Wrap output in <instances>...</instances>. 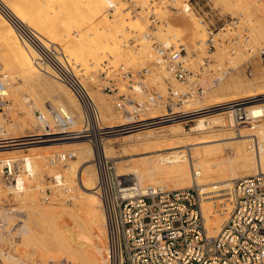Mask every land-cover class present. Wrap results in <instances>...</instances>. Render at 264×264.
Returning <instances> with one entry per match:
<instances>
[{
    "label": "built area",
    "instance_id": "obj_1",
    "mask_svg": "<svg viewBox=\"0 0 264 264\" xmlns=\"http://www.w3.org/2000/svg\"><path fill=\"white\" fill-rule=\"evenodd\" d=\"M152 16V22H158L157 15ZM239 20L231 17L220 29L229 35L224 41L232 46L230 52L234 54L240 46L247 52L257 49L264 57V45L255 47L247 32H237ZM18 30L38 47L40 57L37 61L50 65L53 76L67 85L82 106L84 131L78 133L66 134L75 120L73 112L66 106L48 104L47 113L36 110L35 117L47 134H59L50 137H87L94 150L95 190L105 216L108 264H264V172L234 179L222 191L223 195L211 199L205 198L207 194L198 186L144 189L134 176L119 175L116 161L105 155L100 143L113 133V129L104 125L99 104L82 73H78L57 46H43L28 32L19 27ZM208 32L206 50L212 53L222 39H216L217 33L213 30L208 29ZM154 48L157 54L154 64L159 70H153L152 66L131 68L125 64L107 63L99 70L97 78L89 77L102 93L113 96L115 109L128 117L127 131L150 128L147 126L158 121L151 127H162L179 119L187 123L198 117L201 110L190 111V114L198 113L184 116L188 113L179 109L203 99L232 69L229 65L222 67L210 56L202 57L198 67L192 68L190 53L195 55L197 51H189L184 43L157 42ZM247 71L252 75L251 65ZM10 106L9 77L3 73L0 74V139L6 133V124L12 120L8 114ZM235 106L236 109L242 104ZM155 110L162 114L150 121L146 119L147 114ZM234 116L237 129L251 119L243 107L234 110ZM56 129L61 134L56 133ZM75 157V150H63L49 155L46 164L66 167ZM34 174L25 157L0 158V187L9 192H24ZM76 183L71 185L66 172L60 170L39 186L40 199L44 203L58 200L72 203L77 196L76 185L82 184L79 172ZM206 199L213 203L214 211L222 215L227 213L217 234L208 231L203 209Z\"/></svg>",
    "mask_w": 264,
    "mask_h": 264
},
{
    "label": "bare ground",
    "instance_id": "obj_2",
    "mask_svg": "<svg viewBox=\"0 0 264 264\" xmlns=\"http://www.w3.org/2000/svg\"><path fill=\"white\" fill-rule=\"evenodd\" d=\"M136 1L141 2L142 0ZM180 1L181 0H174V2L177 3ZM2 2L11 16H13L17 21L28 26L27 28L29 29H27V32L29 35L39 40L43 46L45 45L46 47H49L53 44L58 48L61 47L64 55L68 58L69 63L72 65L73 63L71 61L74 63H81L84 67L92 68V66L99 65L103 60L108 59L109 56H113L115 58L114 61H116L126 56V53L123 51V46H127L128 43H125L128 41V38L132 36V34H137L143 37V39L144 37L149 36L146 32V19L145 21L142 19L144 16L140 18L136 16V14H133L130 10L126 11L128 9L126 8L128 7L127 3L122 0H3ZM182 8L184 9V13L186 15L183 16L184 18L181 21L183 24L185 23L186 25H192V27H194L192 40L195 42L196 40L204 39V30L200 27L198 19H196L194 14H192V7L187 0L183 2ZM186 16H190L189 19H186ZM11 19L0 8V47L1 50L3 49L6 51V60H2L5 56L2 57V52L0 53V60L3 62V67H1V65L0 67L8 71V73H3L8 74L9 77L10 94L13 101L11 107L13 108L15 105L20 103V106L22 105L21 108L24 111V116L16 122L11 121L8 125L6 124L5 136L3 135L0 139V158L7 156L25 157V159L29 161L32 171L35 172L34 176L36 177L37 173L40 175L42 174L43 167L41 161L47 158L43 156V153L46 152L43 150V147H54L58 144L57 141L67 139L60 137L52 138L50 136H57L59 134L47 133L46 136L49 138H44L46 137L43 135L45 130L43 131L41 128L39 130H42L41 133H36L34 130L36 118L34 115L35 111H47L48 104L45 105L46 102L44 101V98L48 89L50 87L63 88L68 97L75 102L76 107L79 109H82V107L80 108L78 106V103L80 104V102L76 101L67 85L60 80H57L55 77L54 80L53 77L31 78L27 75L29 66L35 63L42 64L40 61H37L40 57V51L26 35H24L23 38H20L18 35L20 32ZM163 25L164 27L160 26L158 29L159 34L162 36L161 38L165 39L164 42L166 44H170L171 39H168V36L176 34L177 32H172L179 28L182 29V26H179V24L174 23L172 20H166ZM262 25L264 27L263 23ZM142 40L141 42H143ZM139 44L142 46L143 43ZM148 56L151 57L153 54L149 53ZM42 65L47 66L45 64ZM3 73L1 72V74ZM248 90L246 88L242 89L241 86L237 85V87H235V91L237 93H243L244 96L234 99L233 101H236L234 104L217 107V109H227L231 115L230 119H233L235 123L234 110H238L243 106L236 109L232 106L240 104L243 105L255 100L257 101V99L254 98L264 96L263 89L252 90L251 88V90ZM98 98L101 102V97ZM248 99H251V101H244ZM260 99L263 100L264 97ZM214 102L215 99L213 101L208 96L205 98L204 103L209 104ZM61 105L65 106L64 104ZM192 105V103L185 104V109H181L183 110L182 112L188 113L184 116L198 113H189L190 111H197V109L202 112L203 108L200 109L201 105L193 106L191 108ZM245 107H248L246 109L248 118H253V120L249 121L250 126L244 130H240L236 136H234L232 132L228 134L229 136H227V138L236 137L234 139V143H236V162L242 167V171L245 172L242 176L264 172V104L256 102L255 104L252 103L244 106L243 108L245 109ZM102 111L101 119L104 125L110 128L118 127V123H121V120L119 119L120 116L115 114L113 108L104 104V110ZM73 114L75 116L74 123L71 125L70 129L68 128L66 134L84 131L83 126L77 129L78 125L80 126V123L77 121L74 112ZM161 114L162 111L160 110L151 111L147 114L146 119H149L150 121ZM13 116L14 117L11 118L14 120L15 115ZM178 121H180V119ZM159 122L160 121L155 122V124ZM216 123L227 124L226 120L223 118L217 117L216 119H209L207 117H201L194 125V129L195 131L203 132L205 129L212 127ZM178 127V125L170 126L161 133V136L159 135L160 137H157L158 135L155 136L154 132H147V134H142V136L136 140H127L125 142L127 144L125 148L128 146L136 148V146H138L137 149H148V152H156V154H151L150 157L146 159L147 161L144 167H133L128 168V170L119 167L117 169L118 174L134 175V178L138 180L139 184L144 189H164V184L166 186V182L172 180L174 181L173 186L175 187H200L202 191L207 194L205 197L207 199H211L215 195H223L224 192L222 191L231 185V180H234V177L231 178L228 176L229 174H225L226 167L221 160L216 161L206 157V154L211 152L214 156L218 155L217 152L220 151V147L213 146L217 143V139L206 137L207 134L206 136L200 138H197L196 136H186L185 134H182ZM250 134L258 136V140L254 143L251 141V144L245 140V137ZM80 137L81 136H76L73 139L67 140H78L80 144L88 142L87 137ZM224 138L225 136L223 139ZM28 139L39 140L27 141ZM178 147H186V149H176ZM167 149L175 150L165 152L164 150ZM24 150H29L30 153H24ZM212 154L209 155L211 156ZM209 155L207 154V156ZM145 156L148 155L146 154ZM219 158L216 157V159ZM88 162V158L84 159L78 157L74 162L78 165L77 169L74 163L72 164L75 166L72 167L74 171H81V164L83 169L85 168L86 170L90 167ZM85 163H87L86 166ZM59 172L56 173L58 174ZM84 179V187H82V191L84 192H82L83 199L79 198L83 201H80L82 202L81 206H78L79 200L77 199L75 200H77L76 202L78 203V207H67L65 202H55L53 204H38L37 202H31L29 206L30 213L33 215V220L36 221L35 223L42 229V232L38 231L36 234H38V237L43 238V241H40V246L44 245V249L47 250L46 252L53 250L57 256V253L62 251V253L65 255L67 253L70 257L72 254H76L75 256L80 258L78 259L81 260L80 262L82 264H108L104 252L106 248L105 216L101 208V201L95 190L97 173L94 175H88L84 177ZM69 182L71 183V180ZM79 187H77V189ZM0 193L3 194L2 192ZM17 193H19L18 195L21 194L19 191H17ZM210 194L213 196H210ZM20 196L22 197V195ZM207 199L203 202V209L207 219L208 231L209 233L214 234L220 230L223 222L227 218V213L222 215V213L214 211L212 205L213 203ZM27 221H24L23 223L21 222V225L19 222L18 225L20 227L19 233L23 234L24 241L25 239L28 241L30 237H34L32 235L37 231H35V228L32 227V225H29ZM45 232L47 233L45 234ZM39 240L40 239H38V241ZM41 249L43 248L41 247ZM62 253H59V255ZM45 254L46 253H44V255ZM65 255H63V257ZM4 256L1 260H5V263L3 262V264H7V257ZM53 257L55 258V256ZM58 257L60 258V256Z\"/></svg>",
    "mask_w": 264,
    "mask_h": 264
},
{
    "label": "rangeland",
    "instance_id": "obj_3",
    "mask_svg": "<svg viewBox=\"0 0 264 264\" xmlns=\"http://www.w3.org/2000/svg\"><path fill=\"white\" fill-rule=\"evenodd\" d=\"M2 1L3 0H0V8L2 9V11H4V13H6L10 17V19L12 18L11 20H13L12 22L15 24V26L17 28L19 27L21 30L27 32V29H29V28H27L28 26L17 21L13 16H11V14L7 11L5 5ZM122 1L123 2L126 1V3H127L128 7H126V8H128V9L126 11L130 10L133 14H136V16H138L140 18L144 16L142 19L144 21L146 19V21H145V24L147 25V31L146 32L149 34V36L144 37V39H143V37H141L137 34H136L137 36L135 34H132V36L130 38H128V41L125 43V44L128 43L127 46H123L124 49L122 48L123 51L126 53V56H124L123 58L118 59L116 61H114L115 58L113 56H109L108 59L103 60L99 65L94 64L95 66H92V68L91 67L90 68L84 67L81 63H74L73 61H71L74 65V68L78 71V73H82V75H83L82 77L84 78L83 80L91 89V92H92L94 98L96 99L97 103L99 104L101 111L104 110V104H107L108 106H111L113 108V111L115 112V114L120 116L119 119L121 120V123H118V127L112 128L113 133L108 135L106 138H104L100 142L102 145V150L105 153V155L107 157L113 158L116 161L117 169L119 167H122L125 170L126 169L128 170V168H133V167L134 168H142L146 165V161H147L146 159H148L151 154H156V152L151 153V152H148V149H137L138 146H136V148H133L132 146H128L127 148H125V146L127 145L125 142L127 140H130V141L136 140V139L140 138V136H142V134H145V133L147 134V132L148 133L154 132L155 136L158 135L157 137H160L161 133L164 130H166L170 126L178 125L179 126L178 128L181 130L182 134H185L186 136H192V137L196 136L197 138L198 137L200 138V137L206 136V134H207L206 137H210L211 139H217V143L218 142L219 143L218 144L215 143L217 145L214 144L213 146L220 147V151H218L220 154L218 152H217V154L219 156L220 155H222V156H220V158H219L218 155H215L216 157L219 158V159H216L214 154H212V152H211V153H207V154L208 155L212 154L211 156H213V157H211L210 155L207 156V154H206V157L208 159H212V160L214 159L216 161L221 160L226 167L225 174L226 173H227L226 175L229 174L228 175L229 177H231V178L234 177V179L242 177V175H244L245 172L242 171V167L236 162V158H237L236 149H235L236 143H234L235 142L234 139L236 137L227 138V136H229L228 134L231 132L233 133L234 136L238 135V132L240 130H244L245 128L250 126L249 121L253 120V118H251L247 123L241 124L239 126V129L236 130L237 123L234 124L233 119H230L231 115H230L229 111L227 109H217V107H222V106H227L229 104L230 105L234 104L236 102V101L235 102L233 101L234 99H236L237 97H243L244 96L243 93H239V92L237 93L235 91V87H237V85L241 86L242 89L246 88L247 90L248 89L251 90V88H252V90H256V89L257 90H261V89L264 90V57H261V55L257 51V49H255L253 52H247L245 49H242L240 46L236 47L237 49H236L235 53L232 54L230 52V49L232 46L230 45V43H226L224 41L226 35H228V34H226L223 30H220V29L226 20L230 19L231 17H237L240 19L237 32L238 33L247 32V34L250 36V40L252 41L254 46L255 47H261L262 45H264V33H263L264 27L262 25V23L264 24V0H190V1L187 0L192 7V12H193L192 14H194L196 19H198V23H199L200 27L202 28V30H204V33H205L204 39L196 40L195 42L192 40V34H193L194 27H192V25H186L185 23L183 24V22L181 21L184 18L183 16L186 15L184 13L185 12L184 9L182 8L183 2L186 0H181L179 3L174 2V0H145V1L142 0L141 2H137L136 0H122ZM154 14L157 15V17L159 18L158 22H152V18H153L152 15H154ZM189 17L190 16H186V19H189ZM166 20H172L174 23L179 24V26H182L181 27L182 29L179 28V29H176L175 31L172 32V33L177 32L176 34H178V35L172 34V36H168V39H171L170 43L175 42L177 45H178V43H184L189 51H191L193 49H195L197 51V53L195 55L190 53L189 59H190V65L192 68L196 69L198 67L197 65L202 60V57L210 56L217 63L222 65V67H227L229 65L232 67V69H231L229 75L224 80L215 84L208 91V93L203 97V99H201L199 101L201 104L198 101L195 102L196 104L192 103L193 105L191 106V108L193 106H197V105L202 106V104L204 106V107L200 106V109L203 108V110H202L203 113L200 112L198 115H196L198 117L189 119L187 123L176 121V122L167 123L166 125H163L162 127H158V128H157V126L151 127V126L158 124V123H156V124H153L151 126H147L150 128L138 129V130L137 129L136 130H128L127 131V130H125V126H127V124L130 122L129 119H127L128 117L126 115H122L121 112H118L115 109L114 103H113V96H109V95L102 93V91H100L99 88L96 87L95 82H90L89 77L94 75L97 78L99 70L102 69L103 66L107 63L112 64L114 66L115 65L118 66L120 64H125L127 67H131V68H141L144 66H152L153 70H159V68L156 67V65L154 64V61L156 60V57H157L154 46L156 45L157 42L165 43L164 42L165 39L161 38L162 36L159 34L158 29L160 26L164 27L163 24L165 23ZM208 29H211L215 33H217L215 35L216 39H222V40H220L221 43L217 42V45H216L217 47L215 50H213L212 53H209L206 50L207 46H206L205 41L209 35ZM227 33H231V32L228 31ZM18 35L20 36V38H23L25 33H18ZM137 37H139V38L141 37L140 39L141 40L143 39L142 40L143 42H141V40ZM139 43H143L142 46ZM59 48L63 51V49L61 47H59ZM142 48H143V50H142ZM0 53H1L2 57L5 56L4 58H2V60H6V54H5L6 51L3 49L1 50V47H0ZM149 53H152L153 56L149 57L148 56ZM225 60H229V63H225ZM111 61L114 63H112ZM0 62H1L0 63L1 67H3L2 66L3 62L1 60H0ZM248 65H251L252 75H250L247 71ZM1 67H0V70H1L0 74H1V72L2 73L3 72L8 73V71H6L4 68L2 69ZM93 67H95V68H93ZM89 70H91V71H89ZM87 71H88V73H87ZM27 73H28L27 75L31 78H38V77H41V78L51 77L52 78L53 77V79L55 80V78L53 76V70L48 65L43 66L40 63H38V64L35 63V64L28 67ZM177 85H179V84H177ZM73 96H74V94H73ZM208 96L213 101L215 99V102L205 104L204 103L205 98ZM98 97H101L102 103L100 102ZM262 97H264V96L256 97L254 99H257V101L255 100V101L250 102V103H245L242 106L244 107V106L250 105L252 103L255 104L256 102L264 104V101H263L264 99L263 100L260 99ZM10 98H11V94H10ZM74 98L76 99L77 102H79L75 96H74ZM44 101L46 102L45 105L46 104H54V103H55L54 105L64 104L66 107H68L69 109H71L75 113L77 121L80 123V126L78 125L77 129L83 126V111H82V109H79L76 107L75 102L68 97V95L66 94V92L64 91L63 88L50 87L48 89V92L45 94ZM244 101H251V99L244 100ZM12 104H13V101L11 98V106H12ZM78 106L80 108L82 107L79 103H78ZM10 107L8 109V114L12 118L14 117L13 115H15L14 120L13 119L11 120L12 122H14V121L16 122L24 116V111L21 108L22 105L20 106V103L13 107L16 109H13L12 107L11 108ZM184 107H185V105L181 109H183ZM232 107L235 108L236 106H232ZM247 108L248 107H245V109H247ZM102 112H104V111H102ZM199 116H201L202 118L207 117L209 119H211V118L216 119L217 117L223 118L226 120L227 124L216 123L212 127L205 129L203 132L195 131L194 125L197 123L198 119L201 118ZM191 117H194V116H191ZM122 120H124V121H122ZM11 121L8 123H11ZM8 123H7V125H8ZM36 124H37V122H36V118H35V123H34L35 129L34 130L36 133H39V132L41 133L42 130L39 131L41 129V127L38 124L37 125ZM55 132L60 133V130L56 129ZM43 135L46 136V132L43 133ZM222 136L223 137L225 136V138L223 139ZM80 138H83V137H80ZM39 139H42V138H39ZM39 139H34V140H39ZM245 140L248 141V143H250L251 141H257L258 136L250 134V135L245 137ZM27 141H29V140H27ZM84 141H82V142H84ZM225 141H227V142H225ZM57 142H58V144L55 145L54 147H45V146L43 147V150L46 151L45 153H43V156L45 158L48 157L49 155H52V154L59 152V151L75 150L77 158L81 157L84 159L85 158L89 159L88 163H89L90 167L85 170V168L83 169V166L80 164L81 171L80 170H79L80 172L78 170L74 171L72 166L76 165V169L78 167V165L74 163L75 160L77 159L76 157L74 159L70 160L71 162L69 161L68 165L66 167L60 168V167H54V166H47V164H46L47 158H46L45 160L41 161L42 167H43L42 174L40 175L39 173H37L36 177L33 176L32 179L28 180V182H27L28 186L25 189L26 192L24 191L25 195L23 192H20L21 193L20 195H22V197L20 195H18L19 193H16V192L12 193V192H9V190L4 189L3 187H0V192L3 193V194L0 193L1 194L0 195V264H3V262L5 261V260L3 261V259L1 260V258H3L4 255L7 257V260H8V261H6V263L8 262L7 264H17V263L18 264H67V263H69V264H82L80 262L81 260H79L80 258L78 256H75L76 254H72L70 257L69 255H67V253L65 255L64 253H62V251L61 252L59 251L58 253L56 252L57 253V256H56V254H55V252H53V250L46 252L47 250L44 249L45 246L44 245L40 246V241H43V238L38 237V234H36V233L38 231L42 232V229L38 224L35 223L36 221L33 220L34 217L30 213V209H29L31 202H35V203L37 202L38 204L44 203L40 199L41 192H40L39 186L45 182V180L48 176L53 175L56 172H59L60 170L65 171L66 175H68L67 177H69V174H70L71 178L69 177V181L71 180L72 185L77 184L76 183V176H77L78 172L80 173L81 178H82V184L80 187H79V185H76L79 188L77 189V196L75 198V199L79 200V202H78L79 205L76 202L77 200H75V199L72 203H65V204L67 207L81 206V203L83 201L80 199L82 198V195L84 193L82 191V187H84V182H85L84 177H86L88 175H92V174L94 175L97 173L95 165H94L93 160H92L94 150H93V148L89 142L84 143V144H80L78 140L72 141V140H67V139L57 141ZM184 148L186 149V147H178L176 149H184ZM234 149H235V151H234ZM169 150L172 151L175 149H167L164 151L167 152ZM164 151H160V152H164ZM24 153H30V151L24 150ZM146 154L148 156H145ZM72 163H74L75 165H73ZM86 164L87 163H85V166H86ZM70 167H72V168H70ZM70 169H72V170H70ZM194 172H195V170H194ZM236 174L238 177L236 176ZM233 175H235V176H233ZM131 176H134V175H131ZM231 181H233V180H231ZM166 183H167L166 186L164 184V189H166V188L167 189L182 188L179 186L178 187L173 186L174 181H172V180H169ZM185 187H189V186H185ZM210 196H213V195L210 194ZM215 196H219V195H215ZM21 201H22V203H21ZM80 201H82V202H80ZM57 202L63 203L64 201L58 200ZM44 204H53V203H44ZM30 217H32V218H30ZM24 221L25 222L27 221L29 225H32V227L35 228V231L37 230L32 235V236H34V237H32L33 239L30 237V239L28 241H27V239H25V241H24L23 234L19 233L20 232V227L18 226L19 222L21 225ZM17 228H19V229H17ZM46 233L47 232H45V234ZM217 233L218 232H216L214 234H217ZM38 239H40V240L38 241ZM33 240H35V241H33ZM36 240H37V243H36ZM41 247L43 249H41ZM104 252H105V250H104ZM44 253H46V254L49 253L47 255H50V256H47L46 254L44 255ZM59 253H62L65 256L63 257V255L62 254L59 255ZM2 254H3V256H2ZM53 256H55V258ZM58 256H60V258ZM66 256H69L70 258L66 257ZM50 257H51V259H50ZM68 258H69V260H68ZM9 260H10V262H9ZM12 260H14L15 262ZM58 261H59V263H58ZM60 262H62V263H60ZM63 262H65V263H63Z\"/></svg>",
    "mask_w": 264,
    "mask_h": 264
}]
</instances>
